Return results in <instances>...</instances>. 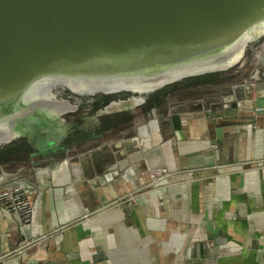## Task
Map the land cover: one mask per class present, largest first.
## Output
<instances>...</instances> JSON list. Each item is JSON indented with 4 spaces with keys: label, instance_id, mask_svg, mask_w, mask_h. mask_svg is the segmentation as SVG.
<instances>
[{
    "label": "water",
    "instance_id": "obj_1",
    "mask_svg": "<svg viewBox=\"0 0 264 264\" xmlns=\"http://www.w3.org/2000/svg\"><path fill=\"white\" fill-rule=\"evenodd\" d=\"M263 88L264 0H0V184L168 125L179 139L181 121L230 100L263 118ZM118 91L137 96L99 113L135 117L93 131L98 96Z\"/></svg>",
    "mask_w": 264,
    "mask_h": 264
},
{
    "label": "crops",
    "instance_id": "obj_2",
    "mask_svg": "<svg viewBox=\"0 0 264 264\" xmlns=\"http://www.w3.org/2000/svg\"><path fill=\"white\" fill-rule=\"evenodd\" d=\"M233 103L184 119L179 139L168 125L2 174L34 217L22 229L0 207V264H264V117L240 119ZM158 168L168 176L148 187Z\"/></svg>",
    "mask_w": 264,
    "mask_h": 264
},
{
    "label": "built area",
    "instance_id": "obj_3",
    "mask_svg": "<svg viewBox=\"0 0 264 264\" xmlns=\"http://www.w3.org/2000/svg\"><path fill=\"white\" fill-rule=\"evenodd\" d=\"M167 176L168 174L163 168L149 171L148 187L159 185ZM135 197L136 195L129 194V196L125 197V201H133ZM0 207L6 210L9 214H12L17 219L22 229L27 228L34 217V206L29 201V198H27L25 190L21 188L17 182H13L10 185L0 188ZM84 219H87V216H85ZM61 228L63 227H60L59 230H61ZM59 230H56L55 232H59ZM46 237L48 236L44 235L43 237L35 239L27 238L23 243L24 246L33 245Z\"/></svg>",
    "mask_w": 264,
    "mask_h": 264
},
{
    "label": "flooded vegetation",
    "instance_id": "obj_4",
    "mask_svg": "<svg viewBox=\"0 0 264 264\" xmlns=\"http://www.w3.org/2000/svg\"><path fill=\"white\" fill-rule=\"evenodd\" d=\"M119 93H120V91H118V93H114L113 95L105 94L103 96H98V97L104 98L105 102L103 101V104L101 106H99V105L94 106L95 110H93V112H94L93 114L96 115L97 118L94 120V123H93L94 124V126L92 127L93 131H97L98 129L103 127V125H105L106 127H109V126L119 127V125L121 124V119H123V118L124 119H131V118L135 117V114L137 113V110H135V107L138 106V105H136L135 107H133L131 109H128V110H119V111H113V112L99 113L101 108H103L104 106L109 105L111 101H117L119 99H127V98L132 97V96L135 95V94L133 95L132 93H128V95L126 97H122L121 98V97H119L117 95ZM115 95L118 96V97H115ZM135 96H137V95H135ZM147 96H149V95H147ZM147 96L144 97L145 99L142 102V104L146 103V101L148 100L146 98ZM150 100H152V99H150ZM150 100H148V101L150 102ZM142 104H140V105H142ZM92 108H93V106H92ZM71 111H73V110H71ZM71 111L63 112L62 114H60V117L62 115H64V114H66V113H71ZM105 113H109L110 115L107 116L106 118H103L101 115H103ZM98 117L100 119H98ZM88 129H90V128L88 127L84 131L86 132ZM73 131H74L73 128H72V130L69 129L70 135H69V133L67 131V135L64 138L56 140L55 147H58L59 145H62V144L64 146H68L70 144V139L69 138H72V135H74ZM67 139H68V141L66 142ZM10 148H12V147H10ZM42 148H43L42 145H40V147L38 146L37 150H42Z\"/></svg>",
    "mask_w": 264,
    "mask_h": 264
},
{
    "label": "rangeland",
    "instance_id": "obj_5",
    "mask_svg": "<svg viewBox=\"0 0 264 264\" xmlns=\"http://www.w3.org/2000/svg\"><path fill=\"white\" fill-rule=\"evenodd\" d=\"M128 139V138H127Z\"/></svg>",
    "mask_w": 264,
    "mask_h": 264
}]
</instances>
